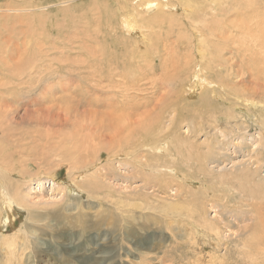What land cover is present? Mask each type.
I'll use <instances>...</instances> for the list:
<instances>
[{"label":"rangeland","instance_id":"1","mask_svg":"<svg viewBox=\"0 0 264 264\" xmlns=\"http://www.w3.org/2000/svg\"><path fill=\"white\" fill-rule=\"evenodd\" d=\"M119 1L0 0V9L22 10L17 15L0 13V49L11 51L17 61L11 77V70L0 67V107L15 118L10 127L20 140L14 143L16 149L5 151L8 157L1 156L0 166L16 171L12 181L25 180L21 189L29 205L0 216V264H264V56L258 48L247 49V42L242 45L250 17L258 10L264 16V0H186L189 13L195 8L196 16L210 24H196L206 33L205 40L212 24L216 37L200 45L207 49L205 59L196 51L191 67L155 97L159 102L161 94L176 92L170 93L168 116H160L163 129L155 134V139L173 141L174 152H163L156 161L153 152L133 140L123 156L110 158L106 142L112 130L103 131L110 128L109 116L103 115H109L120 96L117 79L128 74L142 80L144 72L147 77L150 71L137 65L145 62L139 55L147 44L162 47L168 34L174 45L172 27L180 22H164L167 14L172 18V9L151 14L140 0H126L125 8V1ZM157 1L170 7L177 0ZM186 1L178 0L181 5ZM126 12H134L139 25L150 26L143 41L120 26ZM186 22L176 31H186L193 20ZM192 29L182 36V44L198 45ZM24 52L26 64L19 70ZM143 64L149 66V60ZM200 67L216 87L192 98L194 71ZM7 81L9 87L3 85ZM137 93L138 103L151 97L149 91ZM146 111L150 109L139 112ZM54 148L64 151L60 159L53 156ZM72 151L86 159H80L86 164L79 162L73 175L67 163ZM151 164L172 165L176 173L152 172ZM80 167L86 172L82 176ZM76 184L92 188L90 197L75 191ZM55 213L60 218H52ZM31 214L43 217L30 219Z\"/></svg>","mask_w":264,"mask_h":264},{"label":"bare ground","instance_id":"2","mask_svg":"<svg viewBox=\"0 0 264 264\" xmlns=\"http://www.w3.org/2000/svg\"><path fill=\"white\" fill-rule=\"evenodd\" d=\"M29 1V0H28ZM119 1V0H118ZM121 1V0H120ZM119 1V2H120ZM122 1H125L124 3V8L126 6V0H122ZM141 1V7L142 8H145V11L147 13H157L158 11H161V10H170L172 9V18H169L168 17V14L166 15V17L164 18V22L165 23H169L170 25H172L173 22H180L178 25H174V27H172V37L175 36L176 37V41L174 42L175 44L174 45H171L167 39L169 37H171V34H168L166 36V38L164 39L163 41V45L162 47H158V43H152V44H147L145 47H144V53H142L139 57L143 60H149V66L147 65H144L143 63H140L138 62L137 65H143L145 67V69H148V71H150V74L147 75V77L145 76L146 73L144 72L143 76V79L142 80H137V76L135 74L136 77H132L131 75H126V74H123L121 75L120 77L121 78H118L117 79V88L119 90H115V92H117L120 96L117 98V102L115 104H113L111 110L109 111V115L105 116L103 115L104 117H108L109 116V127L108 128L107 126V129L106 127L104 126L103 128V131L106 130L109 131L108 129L112 130V131H109L111 134H110V138H109V141L106 142L107 140H105L106 144H108V155L110 158H117V157H120V156H123L124 154V151H126V149H128V147L130 146V144L132 142H130V140H133V143L134 144H139L141 145V147L144 149H147V150H150L151 152H153V159H157V157L160 156L161 153L163 152H167V151H171V152H174L173 149H172V144H173V141H171V143H168L167 141V137L165 138L162 137L159 139H155V134L158 133L156 132L157 130H162L160 129V116L162 118H167L168 114H166V108H167V102L169 100V95L172 96L170 93L172 92H175L174 90L172 91H168L169 93H165V94H161L160 96V100L159 102H157V99L155 98L157 93L160 92V90L162 88H164V86L166 87H172V85L174 84V82H172V79L174 80L175 77L179 76L178 74H180L183 70L186 71L187 68H190V63H194L193 59L196 57L195 56V52L197 51L198 53V57H202V58H206V51L207 49H202L201 45L204 41H207L205 40V34L203 32V29H200V28H197L196 24L197 23H201L202 25L203 24H206L208 22V20L206 18H198L196 16V12H195V8H194V11L193 12H190L188 11V8H190V2L189 1H186L185 3H183V5H181L178 0L176 1V3H174V5L172 6H167V5H163L161 3H159L157 0H140ZM166 2H168V0H165ZM192 1V0H191ZM216 1V0H214ZM249 2V4L251 3L252 0H246ZM257 1H260V0H257ZM38 3V2H37ZM122 2H120L121 4ZM25 4V3H24ZM117 4V3H116ZM237 4V3H236ZM248 4V6H249ZM258 5H259V2H258ZM27 6V4H26ZM240 6V5H239ZM259 6H263L260 5ZM119 7V6H118ZM121 7V6H120ZM129 7V5L127 6ZM164 7L167 9H164ZM193 7V6H192ZM123 8V7H122ZM121 8V9H122ZM123 8V9H124ZM169 8V9H168ZM122 9V10H123ZM127 9V8H126ZM125 9V10H126ZM181 10V14H177L176 12L179 13L178 10ZM242 9V8H241ZM258 9V8H257ZM24 10V9H23ZM116 10V9H115ZM190 10V9H189ZM238 10V9H237ZM261 10V9H260ZM263 10V9H262ZM25 11V10H24ZM118 11V10H117ZM132 11V10H131ZM137 11V10H136ZM135 11V12H136ZM144 11V12H145ZM217 11V10H216ZM259 11V10H258ZM257 11V14H254L252 17H250V19L248 20L249 23H247L246 25V29H247V32L244 33L245 34V38L243 40L242 38V45H243V42H247V49L248 48H251L252 50L255 49V48H258L257 52L259 51L260 55L261 56H264V16L261 15L259 12ZM22 10H15V9H12L11 6L7 9H0V13H3V14H7V13H16V15L18 13H21ZM123 12V11H122ZM214 12V11H213ZM253 12V11H252ZM29 13V12H28ZM119 13V12H118ZM127 13V12H126ZM125 13V15H126ZM132 13V14H131ZM131 13H127V16L123 17L121 16V18L123 17V23L122 25L120 24L121 27H124L125 30L130 34V35H134L135 37H137L139 40L143 41L144 40V37L146 36V34L149 33V30H150V26L148 28H145L144 26L142 25H139V24H142V22H140L141 19H138L137 16L135 15L134 12H131ZM146 13V14H147ZM256 13V12H255ZM139 14V13H138ZM143 14V13H141ZM164 14V13H163ZM107 15V14H106ZM119 15V14H117ZM136 17H135V16ZM170 15V14H169ZM208 16H211L213 17V15H211V12H209L207 14ZM75 16V15H74ZM139 16V15H138ZM142 16V15H141ZM192 16L195 18H192ZM93 17V16H91ZM183 17V18H182ZM32 18V17H31ZM185 19L186 20H193V23H189L190 27L198 30V31H195L194 29L193 32H192V35L191 36H195L197 39H198V45L195 44L194 42L193 43H190V42H187L185 44V41H184V44L181 43V41L183 40L182 39V36L183 38L185 39L187 37V35L185 34L186 32L188 33L190 29V27L184 31L183 28H180L179 31H176L177 27H184V25H188V23L186 24L185 23ZM255 19V21H253ZM30 20V19H29ZM179 20V21H178ZM99 21V20H98ZM112 21V20H110ZM163 21V20H162ZM171 21H173L171 23ZM213 21V20H212ZM176 22V23H177ZM199 23V24H200ZM38 24V23H37ZM235 24V23H234ZM210 25V24H209ZM244 25V24H243ZM5 26V25H4ZM103 26V25H102ZM223 26V25H222ZM225 26V25H224ZM236 26V25H235ZM3 27V26H2ZM95 27V26H93ZM98 27V26H97ZM171 27V26H170ZM169 27V28H170ZM88 28V27H87ZM107 28V27H106ZM115 28V26H114ZM90 29V28H89ZM88 29V30H89ZM121 29V28H120ZM216 29V24H212L211 25V28H210V31L207 33V35L209 36V39L206 43H208L212 38H215L216 35H214L215 31H212V30H215ZM242 29V28H241ZM124 30V31H125ZM152 31V30H151ZM184 31V33H183ZM39 32V31H38ZM91 32V31H90ZM121 32V31H120ZM232 33L233 32H236L235 30L232 29L231 31ZM84 33V32H83ZM241 33H242V30H241ZM94 34V33H93ZM150 34V33H149ZM155 33H153L152 36H154ZM76 36V35H75ZM74 37V35H73ZM78 38V37H77ZM147 38V37H146ZM155 38V37H154ZM248 38V40H247ZM69 39V38H68ZM100 39V38H99ZM236 39V38H235ZM148 40V39H147ZM217 40V39H216ZM67 41V40H66ZM189 41H191V38L189 39ZM196 41V40H195ZM31 42V41H30ZM81 42V41H80ZM74 43V42H73ZM140 42H138L137 44H139ZM147 42H145L146 44ZM173 43V42H172ZM205 43V42H204ZM225 43V42H224ZM44 44V43H43ZM226 44V43H225ZM18 45V44H17ZM37 45V44H36ZM126 45V43H125ZM201 45V46H200ZM218 45V44H216ZM223 45V44H222ZM227 45V44H226ZM205 46V45H204ZM53 47V46H52ZM217 47V46H216ZM246 47V46H245ZM23 48H26L23 46ZM160 48H162V50H160ZM208 48V47H206ZM215 48V47H214ZM21 49V47H20ZM84 49V48H83ZM126 49V48H125ZM4 50V51H3ZM1 50L0 49V67L2 66H5L6 68H8L9 70H11V72H8L9 76L11 77V74L12 72H15L16 71V65H17V61L14 62L13 61V54H11L12 52L7 50V49H3ZM25 50V49H24ZM28 50V48H27ZM39 50V49H38ZM19 51V50H18ZM29 51V50H28ZM91 51V50H90ZM92 52V51H91ZM97 52V51H96ZM126 52V51H125ZM134 52V51H133ZM154 52V53H153ZM161 52H165L167 53V56L166 58H164L165 56H163L164 54H162ZM218 52V51H217ZM248 52V51H247ZM257 52L253 53V54H256ZM25 53V55H24ZM21 54V56L19 57L18 61L20 62V68L19 70L21 69V64L22 62L24 63L27 58L26 56L28 55V53L24 52ZM90 53V52H89ZM94 53V51H93ZM151 54V56L154 55L155 58L151 57V56H148V54ZM211 55H215L214 52H210ZM250 53V52H249ZM98 54V53H97ZM95 55V54H94ZM134 55V54H133ZM160 55V57H159ZM240 55L242 57H245V54H242L240 53ZM247 55V54H246ZM36 56V55H35ZM24 57V59L22 58ZM84 57V56H83ZM102 57V56H101ZM108 57V56H107ZM131 57V56H130ZM128 58V59H131V58ZM137 57V56H135ZM216 59H217V56L215 55ZM253 56H250L249 58L252 59ZM15 58V57H14ZM104 58V57H103ZM109 58V57H108ZM121 58V57H120ZM134 58V57H133ZM157 58L159 63L157 62ZM105 59V58H104ZM119 59V58H118ZM215 58L213 59V63L216 62ZM89 60V59H88ZM92 60V59H91ZM96 59H94L95 61ZM116 60V59H115ZM134 60V63H135V60L136 59H133ZM200 60V59H199ZM70 61V60H69ZM104 61V60H103ZM102 61V62H103ZM106 61V60H105ZM120 61V60H119ZM126 61H128L126 59ZM130 61V60H129ZM164 61V62H163ZM256 61V60H255ZM254 61V62H255ZM30 62V61H29ZM35 62V61H34ZM91 63V61H89ZM93 62V60H92ZM85 63V61H84ZM121 63V62H120ZM127 63V62H126ZM133 63V62H132ZM208 63V62H207ZM206 63V64H207ZM26 63H24L25 65ZM32 63L30 64V66L28 68L31 69V66H32ZM72 64V63H70ZM75 64V63H74ZM117 64V63H116ZM160 64V65H159ZM209 64V63H208ZM211 65H213L212 63H210ZM89 65V64H87ZM93 65V64H92ZM98 65V64H97ZM100 65V64H99ZM98 65V66H99ZM136 65V64H135ZM66 66L65 65V69H66ZM73 66V65H72ZM104 66V65H103ZM114 66V64H113ZM120 66V65H119ZM132 66V65H131ZM129 66V67H131ZM71 67V66H70ZM69 67V68H70ZM93 68L94 65L92 66ZM91 67V68H92ZM118 67V65H117ZM137 67V66H136ZM73 68V67H71ZM90 68V67H89ZM100 68V66H99ZM114 69L115 66L113 67ZM127 68V67H126ZM97 69V68H95ZM95 69H93V71L95 72ZM112 69V70H114ZM123 69V68H122ZM125 69V68H124ZM134 69V68H133ZM132 69V70H133ZM144 69V70H145ZM198 69V68H197ZM68 70V69H67ZM74 70V69H72ZM119 70V69H118ZM121 70V69H120ZM137 70V68L135 69V71ZM210 70V69H209ZM208 70V71H209ZM90 71V70H89ZM92 71V72H93ZM98 71V69L96 70ZM102 71V70H100ZM127 71V70H126ZM131 71V70H129ZM127 71V72H129ZM146 71V70H145ZM2 72V71H1ZM4 72V71H3ZM109 72V71H108ZM138 72V71H137ZM6 73V72H4ZM97 74V72H95ZM98 73H100L98 71ZM122 73V71H121ZM7 74V73H6ZM134 74V73H132ZM173 74V75H172ZM193 74V73H192ZM93 75L95 76V74L93 73ZM92 75V76H93ZM98 75V74H97ZM100 75V74H99ZM163 75V76H162ZM99 79V82H102L104 80H102V77L100 76H95ZM108 77V76H107ZM126 77L130 82H126L125 78ZM181 77V76H180ZM186 77V76H185ZM5 78V77H4ZM179 78V77H178ZM9 79V77H8ZM87 79V78H86ZM92 79V78H91ZM104 79V78H103ZM113 79V78H112ZM182 79V77H181ZM195 81H197L195 83V85L193 86V88H191L189 94L192 98H194L195 96H198L199 94H202V92H204L205 90H208V89H212L214 87H216V84L212 81H210L206 76H205V73H204V70L202 69V67H200L197 71H194V78H193ZM12 80V79H10ZM9 80V81H10ZM26 80V79H25ZM90 80V79H89ZM97 80V79H96ZM95 78H94V81H96ZM108 80V79H107ZM180 80V79H179ZM192 80V79H191ZM1 81V80H0ZM3 81V80H2ZM113 81V80H112ZM184 81V79L182 80ZM92 82V81H91ZM89 82V83H91ZM110 82V81H109ZM181 82V81H180ZM187 82V81H186ZM4 83V82H3ZM130 83V84H129ZM251 83V82H250ZM93 84V83H92ZM3 85H5L6 87H9L8 85H11L8 83V81L6 83H4ZM88 85V84H87ZM110 85V84H109ZM116 85V84H115ZM90 86V85H89ZM112 86V85H111ZM143 86H146V90H141V87ZM92 87V86H90ZM113 87V86H112ZM244 87V86H243ZM176 88V87H175ZM177 89V88H176ZM181 89V88H180ZM238 90V89H237ZM250 90V89H249ZM138 91H149V94L151 95V97H147L146 98V101L144 103H138L136 101V99H138L139 95H138ZM176 93V92H175ZM72 95V94H71ZM214 95V94H213ZM22 97V96H21ZM215 98V96H214ZM141 99V98H140ZM8 100V99H7ZM3 101V100H2ZM209 101V99H208ZM7 102V101H6ZM16 103V102H15ZM166 107H165V105ZM68 106V105H67ZM144 108L147 110V108L150 109V112L149 111H146L144 113H140L139 111H141V109ZM77 109V108H76ZM158 109V110H157ZM154 110H157L158 111V115L155 116V111ZM168 110V108H167ZM8 112V111H7ZM6 112L5 109H3V107H0V158L1 156H5V157H8V155L5 154V151L8 150V149H16V147L14 146V143H20V140L17 138V134H14L15 133V130L14 128L12 129L10 126L11 123H14L15 122V118L14 117H9L8 113ZM168 113V112H167ZM97 114V113H96ZM105 114V113H103ZM107 114V113H106ZM98 116H100V113L97 114ZM94 116H96L94 114ZM101 118V117H100ZM103 118V117H102ZM2 120H5L4 122L6 123V121L10 122V123H7L9 126L7 125H4V122H2ZM162 121V120H161ZM17 122V121H16ZM101 122V121H100ZM163 122V121H162ZM83 123V122H81ZM102 123V122H101ZM106 123V122H105ZM104 123V124H105ZM17 125L21 124V122H17L15 123ZM103 124V123H102ZM23 125V124H21ZM20 125V126H21ZM19 126V127H20ZM99 126H102V125H99ZM98 126V127H99ZM13 127V125H12ZM59 128V127H58ZM97 128V127H96ZM102 127L99 128V131L102 130L101 129ZM112 128V129H111ZM18 129V128H17ZM86 129V128H85ZM90 129V128H89ZM98 129V128H97ZM105 129V130H104ZM17 131V130H16ZM101 132V131H100ZM99 132V133H100ZM153 132V133H151ZM160 132V131H159ZM98 133V132H97ZM102 133V132H101ZM104 134V133H103ZM109 134V133H108ZM107 134V135H108ZM141 134H143L142 136V139L139 140V141H136L135 139H140L141 138ZM22 135V133H21ZM90 135V134H89ZM105 135V136H107ZM100 136V135H98ZM157 136V135H156ZM102 137V136H101ZM100 137V138H101ZM158 137V136H157ZM95 138V137H94ZM97 138V136H96ZM99 138V139H100ZM177 138V137H176ZM175 138V139H176ZM98 139V138H97ZM103 139V137H102ZM173 138V140H175ZM86 140V139H84ZM172 140V139H171ZM82 141H83V137H82ZM81 141V142H82ZM176 141L178 142V138L176 139ZM85 142V141H84ZM100 142V141H99ZM102 142H104L102 140ZM83 143V142H82ZM81 143V144H82ZM132 143V145H133ZM36 144V143H35ZM191 143H189L190 145ZM43 145V144H42ZM84 145V144H83ZM87 145V144H85ZM6 146V147H5ZM18 146V145H17ZM40 146V145H39ZM81 146V145H80ZM91 146V145H90ZM93 146V145H92ZM135 146V145H134ZM133 146V147H134ZM163 146H165V148H163ZM183 146V145H182ZM15 147V148H14ZM87 147V146H86ZM137 147V145H136ZM135 147V148H136ZM18 148V147H17ZM88 148V147H87ZM107 148V147H106ZM134 148V149H135ZM189 149L191 148L190 146L188 147ZM91 149V148H90ZM33 150V149H32ZM54 152H53V156H55L56 158L60 159L61 158V155L63 154L64 151L62 152H59L60 150H57V149H53ZM78 150V149H77ZM194 150V149H193ZM35 151V150H33ZM43 151V150H42ZM71 152V150L69 149L68 150V154ZM123 152V153H122ZM128 152V151H127ZM126 152V153H127ZM155 152V153H154ZM10 153V152H9ZM35 153V152H34ZM67 153V151H66ZM84 153V152H83ZM122 153V154H121ZM125 153V154H126ZM8 154V152H7ZM33 154V153H31ZM85 154H88V153H85ZM80 154H78V152H75V151H72V154L70 156V161L67 162L69 165H70V168H71V173L73 175V171L78 169V165L80 164L79 162H83L84 163V160L80 161V158L79 157ZM39 156V155H38ZM82 156V155H81ZM85 156V155H84ZM166 156H168L169 158H172L173 159V156L169 155V154H166ZM151 157V158H152ZM36 158V157H35ZM82 159H85L84 157ZM160 159V158H159ZM86 160V159H85ZM39 161V160H38ZM88 161V160H87ZM156 161V160H155ZM36 162V161H35ZM159 162V160L157 161ZM44 163V162H43ZM41 163V164H43ZM46 163V161H45ZM86 164V163H84ZM91 164V163H90ZM149 165V164H148ZM152 165V164H151ZM39 166V164H38ZM86 166V165H85ZM90 166V165H89ZM88 166V167H89ZM153 167H151V171H162V172H165V174H168V173H176V170L172 167V165H167V166H162L159 165V164H156L154 166V164L152 165ZM4 167V168H3ZM0 166V174L2 175V179H1V176H0V204H1V212H0V216L1 215H4L5 213H8V212H14L16 208L18 209H28L29 208V205H28V201H27V198L22 194L23 190L21 189L23 187L22 184H24L25 180L23 181V183H19V181H12L11 180V177L13 176H16L14 172H16L14 169H12L11 167H8V166ZM41 167V166H40ZM39 167V168H40ZM78 167V168H77ZM83 167V166H82ZM95 167V166H94ZM42 168V167H41ZM108 168V167H107ZM148 168V167H147ZM91 169V168H90ZM39 170V169H38ZM86 170V169H85ZM40 171V170H39ZM42 171V170H41ZM47 171V170H46ZM45 171V172H46ZM87 171V170H86ZM94 171V170H93ZM4 173V174H2ZM44 173V172H43ZM70 173V174H71ZM78 173V172H77ZM86 172L85 171H81V167H80V172L79 174H85ZM56 175V172L52 173V175ZM47 175V174H46ZM30 176V175H29ZM75 176V175H74ZM82 176V175H81ZM86 176V175H85ZM9 177V178H7ZM25 177V176H24ZM71 177V176H70ZM73 177V176H72ZM37 178V177H35ZM75 178V177H74ZM88 178V177H87ZM34 179V178H33ZM39 179V178H38ZM4 180V182H3ZM30 180V179H29ZM71 180H74L73 178H71ZM28 182V181H27ZM73 184V183H72ZM73 186V185H71ZM70 186V187H71ZM89 186H90V183H89ZM74 187V186H73ZM76 189L82 194L83 192L87 194V196L90 197V194H91V190L92 188L88 187L86 184H76L75 186ZM88 187V188H87ZM71 189V188H69ZM73 189V190H74ZM250 190V189H249ZM249 194V193H248ZM254 197V196H253ZM252 197L251 200H254V198ZM257 199V198H256ZM250 203V202H249ZM254 203H258V202H254ZM142 204V203H141ZM260 205V204H259ZM259 205L257 204L258 208H259ZM264 207V206H263ZM251 210V208H250ZM255 210V209H254ZM257 213V212H256ZM258 215V214H257ZM30 216V219H33V218H37L39 216L36 215V216H33L32 214L29 215ZM259 216V215H258ZM40 218L43 217L42 215L39 216ZM52 218H60V215L58 214H52ZM260 218V217H259ZM2 219V218H1ZM5 219V218H4ZM3 219V220H4ZM262 219V218H261ZM260 219V220H261ZM257 220V219H256ZM259 220V221H260ZM263 220V219H262ZM2 221V220H1ZM6 221V220H5ZM264 221V220H263ZM262 222V221H261ZM203 223V222H202ZM4 225L6 226L7 223L5 222ZM256 225V224H255ZM263 226V225H262ZM3 227V226H2ZM260 227V226H259ZM5 228V227H4ZM261 228V227H260ZM255 229V228H254ZM259 230V229H258ZM255 231V230H254ZM19 232H22V230H20ZM263 235V234H262ZM261 236V235H260ZM259 236V237H260ZM258 237V236H257ZM253 238V237H252ZM7 239V238H6ZM13 240V239H12ZM258 240V239H257ZM255 241V240H254ZM13 242V241H12ZM11 242V243H12ZM5 243V242H4ZM17 244V243H15ZM244 244V243H243ZM13 246V244H12ZM15 247V246H13ZM244 247V245H243ZM15 250V249H14ZM11 251V249H10ZM16 253V252H14ZM11 255V253H9ZM13 254V252H12ZM261 255V254H260ZM261 256L264 257V255L262 254ZM12 257V256H11ZM14 257V256H13ZM253 257V256H252ZM16 259V258H14ZM241 259V258H240ZM246 259V257H245ZM262 259V258H261ZM18 261V260H17ZM261 261V260H260ZM17 263V262H16ZM262 263V261L260 262V264Z\"/></svg>","mask_w":264,"mask_h":264}]
</instances>
